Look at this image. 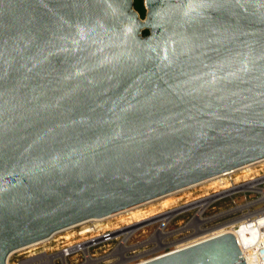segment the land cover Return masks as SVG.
<instances>
[{"label": "water", "instance_id": "obj_1", "mask_svg": "<svg viewBox=\"0 0 264 264\" xmlns=\"http://www.w3.org/2000/svg\"><path fill=\"white\" fill-rule=\"evenodd\" d=\"M142 3L0 0V264L264 159V0ZM137 264L244 260L224 232Z\"/></svg>", "mask_w": 264, "mask_h": 264}, {"label": "built area", "instance_id": "obj_2", "mask_svg": "<svg viewBox=\"0 0 264 264\" xmlns=\"http://www.w3.org/2000/svg\"><path fill=\"white\" fill-rule=\"evenodd\" d=\"M230 173H232V171L222 174V177L229 175ZM263 178L264 176L262 177V174H254L247 176L246 179L240 182L228 181V186H225V188H217L216 190H213L210 193H206L198 197L197 199L198 201L202 202L207 201V203H205V205L199 212L200 217L203 218V211L211 206L214 202L219 201L226 196L232 197L236 194L241 195V198L243 200L240 204L236 205L233 202L234 206L232 208L220 210L213 216L218 218L219 215H222V217L228 215V217H230V220L235 219L233 230L230 233H232L236 239L237 246L240 249L242 258L244 260V264H264V187H262V184L264 183ZM256 180L257 182H255ZM252 183L255 184L253 187H250V184ZM247 193H254L256 194V196L255 198L248 201L246 199ZM196 208V212H198L199 207ZM163 211L159 212V214ZM203 219L206 220L205 218ZM146 222L147 223L145 225L141 226L138 229H141L142 227L144 228V226H147L151 223L150 221ZM80 225V229H77L75 231V235L79 237L63 244L58 250L55 251L60 255V257L56 258V260L60 264H68L66 262V258H72L75 256L81 257V261L78 264H90L97 258V256H94L95 254H93V251L103 246L110 247L106 252L103 253V255H111V258L114 260L124 258L122 256L127 257V255H131L132 253H134V250L129 248V246L132 245H128L127 241L136 234L138 229H135L124 241V243H122L121 231L126 227L125 224L115 226L117 228H100L95 223L87 220L73 226ZM220 233L224 232H219L216 234ZM154 238L156 237L154 235V232H152L142 242L144 244L151 245L154 244ZM17 252L13 253L12 255L16 254ZM55 252L47 253L44 251H39L37 253L24 255L20 258L14 256V260L9 262V258L12 256L10 255L8 258V262L9 264H53L55 263V261H50V254ZM150 258L152 257L146 259L138 258V261L132 264H137ZM61 259H63V261H61Z\"/></svg>", "mask_w": 264, "mask_h": 264}, {"label": "rangeland", "instance_id": "obj_3", "mask_svg": "<svg viewBox=\"0 0 264 264\" xmlns=\"http://www.w3.org/2000/svg\"><path fill=\"white\" fill-rule=\"evenodd\" d=\"M252 165L253 166H250V169L248 170L247 176L254 175V174H257V175L262 174V177H263L264 176V161L259 162V163L256 162ZM230 174L222 177L223 183H227L228 181L240 182V181L246 179V177H247L240 170L234 171ZM232 177H233V179H232ZM216 181L217 180H212L211 182L210 181L201 182V183H199V185L197 183L195 185L182 188L180 190H177V192L174 191L172 193H169L168 194L169 196L165 195L166 197H164V198L153 199V200L149 201L147 204L146 203L142 204L139 207H137L136 209H138V211L143 210L144 214H147V213H156L158 211L161 212L163 210L168 211V210H170L169 208L174 209L176 207L183 206L186 203L197 201L198 197H200L206 193H210L214 189L216 190L218 188V185H219L218 182H216ZM262 187H264V183L262 184ZM255 196H256V194H254V193H247L246 199L249 201V200L255 198ZM163 199H166V205L162 204ZM242 200L243 199L241 198V195L236 194V195H233L232 197H229V196L223 197L221 200L214 202L211 206H209L207 209H205L203 211L202 217L205 218L206 220L204 222H202L199 227L201 229H204V231L201 233H197V234H193L191 228L186 226L188 222L191 223L194 220L191 218L193 217V215H195V213L197 211L196 207L190 208L186 211L184 210L183 212L176 214L175 216H173L170 219V221L163 228L164 229L163 231L168 233L162 240L163 243L165 242L164 244L154 243L151 245H147V244H144L142 242L145 240V238L148 235H150L152 232H155L158 225H159V221L155 222L156 218H151L152 220H149L151 222L150 224H148L147 226H144V228L142 227L141 228L142 230L138 229L136 234L134 236H132L127 241L128 245H132L129 248L134 250V252H135L134 254L127 255V257H125V258L116 259V261H115L114 259L111 258V255H108V254L103 255V253L106 252L110 248L107 246H103V247H101V249L99 248V249H96L95 251H93V254H95L94 256H97V258H96V260H93L92 263H90V264H93L94 262H95V264H113V263L114 264H132V263L138 261L137 260L138 258L139 259H146L149 257H153L156 255L162 254V252L171 250L177 244L189 241V239L193 240L191 238L196 239L197 237H200V236L208 234V233L216 234V232H218L221 229V226L223 227V225H221V223L230 220V217H228V215L224 216V217H222V215H219L218 218H216L213 215L218 213L220 210L232 208L234 206V204H236V205L240 204L242 202ZM233 202H234V204H233ZM163 206H165V207H163ZM136 209H134L133 211H136ZM152 210H153V212H152ZM115 216H112V217H109L105 220H102L99 223H97V222H92V223H95L100 228H110V227H113L114 225L117 226V225L123 224V222H121L120 218L125 217L127 219L128 214L121 213V214H118ZM152 217H156V216H152ZM146 223L147 222L143 221V222H139V224H136V225H140V227H141V226L145 225ZM102 224H106L107 227H105ZM130 226L135 227V224H133V225L131 224ZM218 226H220V227L218 228ZM80 227H81V225L80 226H72L68 230L58 231V232L54 233V236H52L51 239L44 241V242H41V243H38L32 247L20 250V252L18 251L16 254L12 255L9 258V262L13 261L15 257L20 258L24 255H27L30 253H37L39 251H44L47 253L48 252H55L63 244L78 238L79 236L75 235V231L77 229H80ZM63 232H64V234H62ZM181 239H182V241H181ZM61 240H62V242H61ZM165 244H167V246ZM112 245H113V243H112ZM157 246H158V248H156ZM154 249H156V250H154ZM142 251H144V252L146 251L145 254ZM139 253H141L140 256H139ZM134 255H136V256H134ZM137 255H138V257H137ZM80 261H81L80 256H75L72 258H66V262L68 264H78ZM55 264H60V263L57 260H55Z\"/></svg>", "mask_w": 264, "mask_h": 264}, {"label": "bare ground", "instance_id": "obj_4", "mask_svg": "<svg viewBox=\"0 0 264 264\" xmlns=\"http://www.w3.org/2000/svg\"><path fill=\"white\" fill-rule=\"evenodd\" d=\"M262 161H264V159H261V160H258V161H255V162H253V163H250V164H247V165H244V166H242V167H239V168H237V169H234V170H231L232 172H234V171H237V170H240L241 172H243V174H245L246 176L248 175V170L250 169V166H253L252 164H254V163H256V162H262ZM258 165V164H257ZM231 171H228V172H231ZM228 172H225V173H228ZM222 174H224V173H222ZM222 174H219V175H216V176H214V177H212V178H209V179H207V180H204V181H202V182H206V181H212V180H217L216 182H218V188H225V186H228L227 185V183H223V181H222ZM261 174V173H260ZM231 175V174H230ZM245 177V176H244ZM232 179H233V177H232ZM215 182V181H214ZM255 182H257V180L255 181ZM199 183H201V182H199ZM199 183H198V185H199ZM254 184L255 183H252V184H250V187H253L254 186ZM193 185H195V184H193ZM192 186V185H191ZM211 187V186H210ZM194 188V187H193ZM217 188V187H216ZM187 189V188H186ZM215 190V189H214ZM177 192V191H176ZM189 192V191H188ZM172 193V192H171ZM169 194V193H168ZM168 194H165V195H167V196H169ZM165 195H162V196H160V197H157V198H164V197H166ZM174 197V196H173ZM157 198H154V199H157ZM170 198V197H169ZM153 200V199H152ZM149 201H151V200H149ZM149 201H146V202H143V203H140V204H138V205H134V206H132V207H129V208H126V209H124V210H121V211H119V212H116V213H113V214H111V215H108V216H106V217H103V218H99V219H91L90 220V222H97V223H99V222H101L102 220H105V219H107V218H109V217H112V216H115V215H118V214H121V213H125V214H128V216H127V219L125 218V217H122V218H120L121 219V222H123V224H125L126 225V227L124 228V229H122V231H121V234H122V240H121V242L122 243H124V241L129 237V235L135 230V229H138V228H140V225H136V224H139V222H143V221H149V220H152L151 218H156V221L155 222H157V221H160V224L158 225V228H157V230L154 232V235H155V237L156 238H154V243H157V244H164L163 243V238L168 234V233H166L165 231H163L164 229V226L170 221V219L173 217V216H175L176 214H178V213H180V212H183L184 210L186 211V210H188V209H190V208H194V207H199V211L198 212H196L195 213V215L192 217V219H194L191 223H187V225L186 226H188L189 228H191V230H192V233L193 234H197V233H201V232H203L204 231V229H201L199 226H200V224L202 223V222H204L205 220L203 219V218H201L200 217V214H199V212H200V210H201V208H203V206L205 205V203H207V201H204V202H202V201H193V202H190V203H186L185 205H183V206H180V207H176V208H174V209H171V208H169L170 210H168V211H163L162 213H160L159 214V211L158 212H156V213H147V214H144V211L142 210V211H138V209H136L137 207H139L140 205H142V204H147ZM155 201V200H154ZM178 201V200H177ZM179 202V201H178ZM176 203V202H175ZM163 205H166V199H163V203H162ZM156 205V204H155ZM169 206V205H168ZM163 207H165V206H163ZM134 209H136V211H133ZM161 209V208H160ZM159 209V210H160ZM167 209V208H166ZM151 211V210H150ZM148 212V211H147ZM152 212H153V210H152ZM157 214H159V215H157ZM152 216H156V217H152ZM116 217V216H115ZM129 218V219H128ZM109 220V219H108ZM225 221V220H224ZM125 222V223H124ZM234 222H235V219H233V220H228V221H226V222H223V223H221V225H223V227L221 226V229L218 231V232H216V233H219V232H231L232 230H233V224H234ZM120 224V223H119ZM133 225V224H135V227H131L130 225ZM219 224V223H218ZM102 225H104L105 227H107V225L106 224H102ZM116 225H114L113 227L114 228H117V227H115ZM128 226H130V227H128ZM70 227H72V226H70ZM70 227H66V228H64V229H62V230H68V229H70ZM220 226H218V228H219ZM210 229V228H209ZM216 229V228H215ZM142 230V229H141ZM61 231V230H60ZM209 231V230H208ZM207 231V232H208ZM58 232V231H57ZM206 232V231H205ZM56 233V232H55ZM62 234H64V232L62 233ZM204 234V233H203ZM212 235H214L213 233H208V234H205V235H202V236H200V237H197L196 239H194V238H191V239H193V240H190L189 239V241H186V242H183V243H180V244H177V245H175L171 250H168V251H165V252H162V253H166V252H170V251H173V250H177V249H180V248H183V247H185V246H188V245H190V244H192V243H195V242H198V241H201V240H203V239H206V238H209V237H211ZM52 236H54V233L52 234V235H50L48 238H45V239H42V240H40V241H37V242H34V243H31V244H29V245H26V246H24V247H21V248H19V249H15V250H13V251H11L8 255H7V258H6V264H9V262H8V258H9V256L10 255H12L13 253H15V252H17V251H19L20 252V250H23V249H26V248H29V247H32V246H34V245H36V244H38V243H41V242H44V241H47V240H49L50 238H52ZM63 236V235H62ZM194 236V235H193ZM196 236V235H195ZM199 236V235H198ZM191 237V236H190ZM186 239V238H185ZM70 240V239H69ZM188 240V239H187ZM181 241H182V239H181ZM61 242H62V240H61ZM66 242V241H65ZM174 242V241H173ZM174 244V243H173ZM59 245V244H58ZM166 246H167V244H165ZM129 247H131V246H129ZM162 247V246H161ZM58 248V247H57ZM156 248H158V246L156 247ZM100 249H101V247H100ZM143 249V248H142ZM145 249V248H144ZM154 250H156V249H154ZM144 254H145V252L144 251H142ZM148 252V251H147ZM98 253V252H97ZM135 253V252H134ZM134 253H132V254H134ZM138 254V253H137ZM141 255V253H139V256ZM134 256H136V255H134ZM57 257H60V255L57 253V252H55V253H52V254H50V261H55L56 260V258ZM123 257V256H122ZM137 257H138V255H137ZM124 258H125V256H124ZM130 258V257H129ZM135 258V257H134ZM78 259V258H77ZM121 259V258H120ZM131 259V258H130ZM80 260V259H79ZM104 260V259H103ZM108 260V259H107ZM125 260V259H124ZM61 261H63V259H61ZM116 261V260H115ZM118 261V260H117ZM121 261V260H120ZM116 263V262H115ZM53 264H55V263H53ZM64 264V263H63ZM93 264H95V262L93 263ZM114 264V263H113Z\"/></svg>", "mask_w": 264, "mask_h": 264}, {"label": "trees", "instance_id": "obj_5", "mask_svg": "<svg viewBox=\"0 0 264 264\" xmlns=\"http://www.w3.org/2000/svg\"><path fill=\"white\" fill-rule=\"evenodd\" d=\"M132 7L137 12V14H138V16L140 18L144 17L145 10H144V7H143L142 0H132ZM142 34L143 35L147 34V30L143 29L142 30Z\"/></svg>", "mask_w": 264, "mask_h": 264}]
</instances>
